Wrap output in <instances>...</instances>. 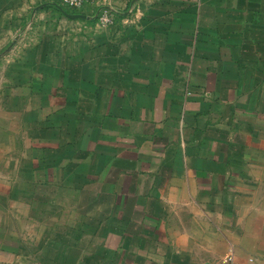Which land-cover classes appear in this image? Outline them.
<instances>
[{
    "label": "crops",
    "instance_id": "0c3cea01",
    "mask_svg": "<svg viewBox=\"0 0 264 264\" xmlns=\"http://www.w3.org/2000/svg\"><path fill=\"white\" fill-rule=\"evenodd\" d=\"M102 7L0 0V264H264V0Z\"/></svg>",
    "mask_w": 264,
    "mask_h": 264
},
{
    "label": "built area",
    "instance_id": "2783aa9c",
    "mask_svg": "<svg viewBox=\"0 0 264 264\" xmlns=\"http://www.w3.org/2000/svg\"><path fill=\"white\" fill-rule=\"evenodd\" d=\"M62 5H65L71 9L76 10L77 12H83L84 8L90 1L94 0H59ZM99 10V9H98ZM97 11L89 12V15H95ZM97 24L101 26H111L117 21V12H114L107 7L100 8L98 17L96 18Z\"/></svg>",
    "mask_w": 264,
    "mask_h": 264
},
{
    "label": "rangeland",
    "instance_id": "374dc122",
    "mask_svg": "<svg viewBox=\"0 0 264 264\" xmlns=\"http://www.w3.org/2000/svg\"><path fill=\"white\" fill-rule=\"evenodd\" d=\"M2 104V101L0 100V106ZM25 135V133H13V132H6V131H0V139H4V141L7 143V145H11V142L14 143L13 141H19L20 136Z\"/></svg>",
    "mask_w": 264,
    "mask_h": 264
},
{
    "label": "water",
    "instance_id": "95a60500",
    "mask_svg": "<svg viewBox=\"0 0 264 264\" xmlns=\"http://www.w3.org/2000/svg\"><path fill=\"white\" fill-rule=\"evenodd\" d=\"M133 3H135L133 1ZM100 12V9L97 10V12L95 13V15H88L86 13H82V12H66V15L71 17V18H81V19H96L98 17V14Z\"/></svg>",
    "mask_w": 264,
    "mask_h": 264
},
{
    "label": "trees",
    "instance_id": "16d2710c",
    "mask_svg": "<svg viewBox=\"0 0 264 264\" xmlns=\"http://www.w3.org/2000/svg\"><path fill=\"white\" fill-rule=\"evenodd\" d=\"M64 7H65V8H64ZM63 8L66 9L67 11H69V12H77L76 10L71 9V8L65 6V5H63ZM117 15H118V13H117ZM95 20H96V19H93V20L91 19L90 22H93V21H95Z\"/></svg>",
    "mask_w": 264,
    "mask_h": 264
}]
</instances>
